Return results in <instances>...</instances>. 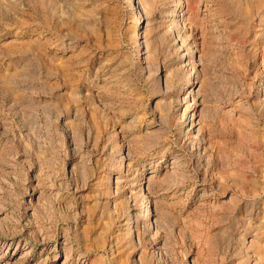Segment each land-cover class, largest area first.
Masks as SVG:
<instances>
[{
    "label": "rangeland",
    "instance_id": "1",
    "mask_svg": "<svg viewBox=\"0 0 264 264\" xmlns=\"http://www.w3.org/2000/svg\"><path fill=\"white\" fill-rule=\"evenodd\" d=\"M0 264H264V0H0Z\"/></svg>",
    "mask_w": 264,
    "mask_h": 264
},
{
    "label": "bare ground",
    "instance_id": "2",
    "mask_svg": "<svg viewBox=\"0 0 264 264\" xmlns=\"http://www.w3.org/2000/svg\"><path fill=\"white\" fill-rule=\"evenodd\" d=\"M151 176H153V175H151ZM145 209H147L146 207L145 208H143L142 210H145ZM148 214H143V217H146Z\"/></svg>",
    "mask_w": 264,
    "mask_h": 264
}]
</instances>
